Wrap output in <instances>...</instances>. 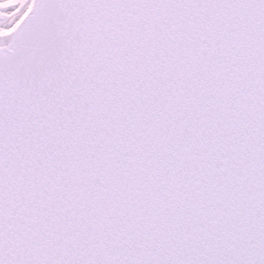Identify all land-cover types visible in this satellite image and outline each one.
Instances as JSON below:
<instances>
[{"label":"snow or ice","instance_id":"6c2138e0","mask_svg":"<svg viewBox=\"0 0 264 264\" xmlns=\"http://www.w3.org/2000/svg\"><path fill=\"white\" fill-rule=\"evenodd\" d=\"M0 264H264V0H0Z\"/></svg>","mask_w":264,"mask_h":264}]
</instances>
